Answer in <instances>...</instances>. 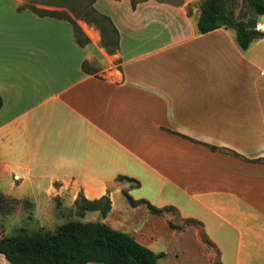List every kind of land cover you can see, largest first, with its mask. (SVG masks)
<instances>
[{
    "label": "crops",
    "instance_id": "1",
    "mask_svg": "<svg viewBox=\"0 0 264 264\" xmlns=\"http://www.w3.org/2000/svg\"><path fill=\"white\" fill-rule=\"evenodd\" d=\"M11 1L27 16L0 14V189L135 192L198 222L221 264H264V38L199 33L205 0H96L106 34Z\"/></svg>",
    "mask_w": 264,
    "mask_h": 264
},
{
    "label": "rangeland",
    "instance_id": "2",
    "mask_svg": "<svg viewBox=\"0 0 264 264\" xmlns=\"http://www.w3.org/2000/svg\"><path fill=\"white\" fill-rule=\"evenodd\" d=\"M95 1L24 0V3L28 7L74 15L76 20L83 19L88 23H95L97 19L91 11ZM234 4L236 6L233 9L238 18L247 13L246 6L238 0L231 2V5ZM18 7L19 4L14 1L0 0V8L7 10L0 14L11 17L12 12L15 11L21 19H24L27 14L25 16L23 11H17ZM104 32L106 34L105 29ZM120 181L127 183L124 180ZM128 193L115 195L112 198V209L104 218L100 211L87 212L78 208L76 200L84 197L81 192L76 197L70 193V190L60 192L59 186H56L51 192L33 194L29 190L27 195L17 197L5 194L3 189H0V239L15 234L20 228L30 231L40 229L55 231L70 220L101 221L114 229L132 235L155 253H165L166 255L159 259V264H221L220 254L214 253L198 222L182 217L176 209L169 207L159 214L152 213L144 204L133 207L128 198L131 196L135 199L136 193L129 194L130 196ZM2 261L6 262L0 255V264H3Z\"/></svg>",
    "mask_w": 264,
    "mask_h": 264
},
{
    "label": "trees",
    "instance_id": "3",
    "mask_svg": "<svg viewBox=\"0 0 264 264\" xmlns=\"http://www.w3.org/2000/svg\"><path fill=\"white\" fill-rule=\"evenodd\" d=\"M232 1L205 0L201 5L198 31L204 34L221 27L234 29L239 46L246 50L255 40L264 38V32L258 29L257 20L258 16L264 15V0H238L247 9V13L241 18L236 16L233 9L236 5H231ZM29 8L41 16L67 19L76 23L71 16L57 11L40 10L32 6ZM91 11L95 14V23L98 26L106 32L112 31L106 16L98 13L93 6ZM75 29L77 33L76 24ZM77 38L80 43H85ZM115 40L109 41L113 45L111 52L117 47L116 36ZM2 106L3 99L0 95V109ZM118 180H128L135 182L136 186L139 185L136 180L123 176ZM129 200L134 207L146 205L154 214L163 211L147 200L135 201L130 197ZM76 205L81 211H100L104 218L112 209V201L108 195L95 200L83 197L76 200ZM0 254L10 264H159V259L166 255L155 253L132 235L114 229L105 222L83 220H70L55 231H30L20 228L15 234L0 239Z\"/></svg>",
    "mask_w": 264,
    "mask_h": 264
},
{
    "label": "water",
    "instance_id": "4",
    "mask_svg": "<svg viewBox=\"0 0 264 264\" xmlns=\"http://www.w3.org/2000/svg\"><path fill=\"white\" fill-rule=\"evenodd\" d=\"M261 28H262V26H261V25H259V26H258V29L260 30Z\"/></svg>",
    "mask_w": 264,
    "mask_h": 264
}]
</instances>
